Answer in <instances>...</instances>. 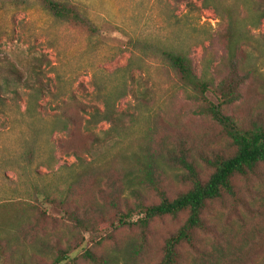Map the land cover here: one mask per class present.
I'll return each instance as SVG.
<instances>
[{"label":"rangeland","instance_id":"374dc122","mask_svg":"<svg viewBox=\"0 0 264 264\" xmlns=\"http://www.w3.org/2000/svg\"><path fill=\"white\" fill-rule=\"evenodd\" d=\"M54 1L72 5L84 23L54 18L41 0H0V85L5 79L13 82L20 77L21 81L17 85L20 96L12 99L10 93H5L6 101L0 103V203L28 199L24 193L31 192L32 184H48L57 175L79 171L75 152L86 161L99 158L100 162V153L113 145L104 134L110 123L103 121L85 129L88 114L79 107L87 112L94 107L102 108L100 90L106 92L122 82H126V94L116 102V113L126 126L140 131L147 112L157 110L162 122L159 136L183 133L191 142L190 147L205 154L233 151L214 121L191 113L194 105L177 89L173 74L168 73L161 60L132 49L135 40L184 46L197 75L201 72L202 60L212 59L210 72L217 83L225 74V48L220 38L224 23L212 7L204 6L201 0ZM241 16H244L243 11ZM249 35L241 52L252 71L251 79L242 86L241 99L223 108L224 113L239 121H247L257 114L264 116V19L257 28H249ZM132 56L137 62L127 72L123 68ZM9 87L10 90L14 86ZM33 87L42 90L39 101L27 96L29 88ZM142 98L146 107L141 109L138 104ZM63 110L76 119L64 131L59 129ZM136 114L137 121L132 124L131 119ZM93 136L98 141L94 146ZM31 146L35 150L34 160L26 167L22 157ZM119 146L115 145L114 149ZM120 173L119 166L114 165L108 177L117 179ZM261 174V183L254 188L264 195V170ZM96 188L93 178H88L85 191L90 199L99 200ZM183 189L185 187L179 183L172 184L170 196ZM151 199L157 201L155 197ZM228 204L223 208L215 207L220 235L231 239L238 232L232 240L234 243L242 233L264 229V214L251 216L240 209L238 215L246 221L241 225L237 217L230 215ZM42 208L50 217L62 219V213L52 205L44 204ZM104 210L108 217L112 215L110 209ZM249 218L252 219L247 221ZM184 219V215L177 219H155L150 226L149 253L141 256L137 264H156L164 239L174 233ZM63 234V241L72 239L67 232ZM139 236L136 226L101 224L99 230L81 233L72 239L73 249L65 263L91 264L82 257L85 251L122 259L126 246L138 243ZM199 237H203L208 246L217 240L212 234ZM259 249L260 246L255 245L250 256L263 259L264 251L258 254Z\"/></svg>","mask_w":264,"mask_h":264},{"label":"trees","instance_id":"16d2710c","mask_svg":"<svg viewBox=\"0 0 264 264\" xmlns=\"http://www.w3.org/2000/svg\"><path fill=\"white\" fill-rule=\"evenodd\" d=\"M41 1L54 18L84 23L72 5ZM201 3L212 7L224 23L220 38L225 48V74L217 83L210 72L212 59L202 60L201 72L197 75L184 46L135 40L132 49L161 60L168 73L173 74L177 89L194 105L191 113L214 121L233 151L205 154L190 147L191 142L183 133L159 136L162 122L157 110L147 112L140 131L126 126L116 113V102L126 94V82L106 92L100 90L102 108L94 107L90 112L82 106L79 108L88 114L85 129L103 121L110 123L104 134L113 145L100 153V162L99 158L86 161L77 152L73 153L79 171L57 175L48 184H32L31 192L24 193L28 199L0 203V264H66L73 249L72 239L81 233L99 230L100 225L106 223L136 226L140 241L128 244L122 259L101 257L90 251H85L82 257L91 264H137L141 256L149 253L151 223L164 217L177 219L180 215L185 219L164 239L156 264H264V258L250 256L255 245L260 246L258 254L264 251V229L242 233L233 243L238 232L231 239L220 235L215 213L216 206L223 208L229 203L230 215L237 217L241 225L246 221L238 215L240 209L251 216L264 214V195L254 188L261 183L264 170V116L257 114L247 121H239L223 111L224 107L241 99L242 86L251 79L252 71L241 47L249 41V28H257L264 19V0H201ZM242 11L244 16H241ZM136 62L132 56L123 69L129 72ZM12 84L14 87L9 90ZM19 84L20 77L13 82L8 79L2 82L1 104L6 101L5 93H10L12 99L20 96ZM29 90L27 96L39 101L41 88ZM29 103L28 99L27 106ZM139 104V108H145V99H140ZM63 112L59 129L64 131L75 117ZM137 118L138 114L131 119L132 124ZM91 143L92 146L98 143L97 137H91ZM118 144L120 146L114 149ZM31 147L22 157L26 167L34 160L35 150ZM114 165L121 169L117 179L108 177ZM88 178L96 182L95 193L99 200L86 195ZM175 183L185 189L170 196L169 190ZM44 204L59 210L62 219L50 217L42 208ZM104 209H110L112 215L108 217ZM136 215L139 217L131 220ZM64 231L72 239L63 241ZM203 234H212L217 240L208 246L205 239L199 237Z\"/></svg>","mask_w":264,"mask_h":264}]
</instances>
